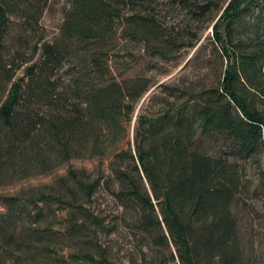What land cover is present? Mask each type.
<instances>
[{"label":"trees","instance_id":"1","mask_svg":"<svg viewBox=\"0 0 264 264\" xmlns=\"http://www.w3.org/2000/svg\"><path fill=\"white\" fill-rule=\"evenodd\" d=\"M51 1L0 0V187L53 175L0 193V264H42L58 255L57 234L91 228L115 237L96 247L99 264H114L120 239L131 264H246L238 169L264 152V113L237 86L264 63V41L237 39L236 25L264 31V0H63L49 37ZM209 25L219 60L209 83L128 74L135 47L199 57ZM55 210L63 230L48 224Z\"/></svg>","mask_w":264,"mask_h":264},{"label":"rangeland","instance_id":"2","mask_svg":"<svg viewBox=\"0 0 264 264\" xmlns=\"http://www.w3.org/2000/svg\"><path fill=\"white\" fill-rule=\"evenodd\" d=\"M62 2L63 0H52L43 15L42 24L49 37L56 32L61 22L60 10ZM163 7L165 5H162V8L160 6L161 11L164 9ZM250 23L247 19L238 22L236 25V37L237 39H245L246 41L252 40L253 46L258 48L260 43L264 41V31H249ZM194 27L196 30H200L201 24H194ZM211 37L212 31L211 25H209L199 41V43L203 41V49L200 56L196 58L193 55V49L189 51H184L183 49L175 57H170L167 60H157L139 51V47H135L133 51L135 59H127L129 64L132 65V70L128 74L144 76L156 80L158 83H174L176 81L186 84L194 83L198 86L207 84L212 81L216 72L219 71L218 56L212 53V46L210 45V40H208ZM187 61H189V64L184 68ZM154 88L153 86L140 100L138 103L139 107L146 104L147 97ZM237 89L246 98L249 106L258 112L264 113V63H260L252 70L250 73V84L241 80ZM94 162L93 160H72L69 164H73L77 168L84 166L87 169H92ZM69 164L59 166L54 175L64 174ZM238 170L244 187L239 194L240 202L235 208V213L244 247L248 253L246 264H264V182L261 183L259 190L255 189L259 185L260 176L264 174V152L260 158L249 159L247 162L242 163ZM51 178H53V175L29 177L25 180L0 187V193L10 194L21 189L37 188L42 184L48 183ZM48 224L56 231L63 230L64 222L62 214L58 210H55V215L49 216ZM82 232H84L83 236L78 237L77 234H80L78 232L72 240H68L63 235L57 234L55 250L58 251V255L46 253L40 256L42 264H99L100 257L98 256L96 247L98 244L107 245L108 240L115 237L111 236L109 238L100 233L95 234L92 228L88 231L82 230ZM123 241L121 239L118 240L112 250L114 264H131L125 261L122 251L116 253L115 249L123 246L127 247V244H124Z\"/></svg>","mask_w":264,"mask_h":264}]
</instances>
